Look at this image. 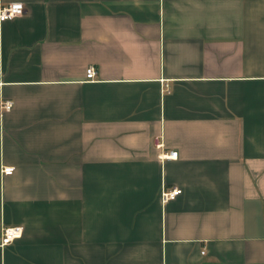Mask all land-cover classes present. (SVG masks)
I'll list each match as a JSON object with an SVG mask.
<instances>
[{"label": "crops", "instance_id": "obj_1", "mask_svg": "<svg viewBox=\"0 0 264 264\" xmlns=\"http://www.w3.org/2000/svg\"><path fill=\"white\" fill-rule=\"evenodd\" d=\"M10 3L0 264H264V0Z\"/></svg>", "mask_w": 264, "mask_h": 264}, {"label": "built area", "instance_id": "obj_2", "mask_svg": "<svg viewBox=\"0 0 264 264\" xmlns=\"http://www.w3.org/2000/svg\"><path fill=\"white\" fill-rule=\"evenodd\" d=\"M24 12V7L20 3H10L5 6H0V23L12 20L14 18L20 17ZM94 77V70L92 67H88L85 70V80L92 81ZM11 104L9 102H3L0 104V109L3 111L9 110ZM155 147L158 149L161 148L160 144H155ZM176 153L169 151L167 153H161L158 156L159 160H172L175 159ZM12 172V168L2 167L0 169V174L2 176H8ZM180 190L171 189V190H161L160 192V201L162 203L173 200L178 194ZM21 236V228L19 227H8L2 228L0 232V248H4L10 245L13 241L19 239Z\"/></svg>", "mask_w": 264, "mask_h": 264}]
</instances>
